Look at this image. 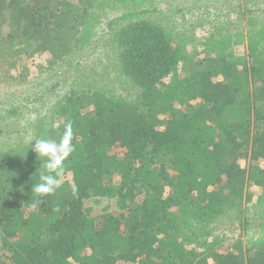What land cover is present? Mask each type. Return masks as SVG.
<instances>
[{
	"label": "trees",
	"instance_id": "16d2710c",
	"mask_svg": "<svg viewBox=\"0 0 264 264\" xmlns=\"http://www.w3.org/2000/svg\"><path fill=\"white\" fill-rule=\"evenodd\" d=\"M134 1L0 0V71L23 76L47 53L68 74L59 93L40 83L49 93L0 106L13 132L23 124L30 134L0 150V264H264V240L246 247L243 232L221 226L248 227L249 184L264 195V9L233 2L238 23L216 24L213 0L212 27L199 39L166 30L149 16L155 8L133 10ZM113 6L125 11L98 41L116 49L113 66L138 96L110 87L97 58L82 57L98 47L95 11ZM69 122L75 151L62 187L33 207L32 185L46 170L30 143L59 140ZM97 196L128 204L98 219L85 206Z\"/></svg>",
	"mask_w": 264,
	"mask_h": 264
},
{
	"label": "rangeland",
	"instance_id": "374dc122",
	"mask_svg": "<svg viewBox=\"0 0 264 264\" xmlns=\"http://www.w3.org/2000/svg\"><path fill=\"white\" fill-rule=\"evenodd\" d=\"M195 1H198L195 3ZM231 2L232 5L227 6V4L222 5L221 2ZM240 3L242 12L245 8H256V9H264V0H218V5L220 6L219 18L213 21L216 24L217 21H225L228 18L235 20V23L241 18L242 13H239L238 8H234L233 11H230L234 5V3ZM118 3V2H115ZM209 3V4H208ZM213 0H135L131 2V7L134 10H141L143 7L155 8L154 11H150L149 16L153 20H157L158 23L165 24V29L168 31H172L174 29H180L185 27L188 31L186 34L192 35L195 34V37L201 39L208 31L207 28L210 26V18L211 14H215L217 11L213 7ZM152 4V5H151ZM210 11L208 15H206L202 8H207L209 5ZM114 5V4H113ZM148 5V6H147ZM130 6V5H129ZM193 6L192 8H190ZM109 8V7H108ZM106 8L98 9L97 14H102L99 18V24L95 26V41L98 43V47H95L96 42H94L93 47L88 49V51H84L82 57L85 58H97L95 61H99L98 63V72L103 77L104 73L109 79H106V82H110L111 86L114 87L119 93H122L125 96H138L140 93L137 89L131 85L129 81H127L124 77L119 76V72L116 66H113L115 51L109 44H103L100 46L101 33L103 31L104 24L109 20L108 18H113L116 16H120L122 12H124V8L119 9L117 6H113L109 8L108 11L103 10ZM236 10V11H235ZM9 12L5 11V16L3 17L4 26L5 24L9 26L10 16ZM203 13V19L199 21V17ZM147 14V15H148ZM264 14V12H263ZM262 17L264 18V15ZM145 15V16H147ZM244 23V24H243ZM245 26V21L242 22ZM243 27V26H242ZM6 28V27H5ZM7 28L5 29L4 37L7 36ZM191 48V46H190ZM47 53L41 54L39 56H35L31 59L29 64L30 68L27 70L28 74L23 76H18V74L23 71L17 69H10L9 71H0V106H12L15 104H19L20 99L22 97L28 96L34 92L36 95L34 97H39L42 94L49 93L48 91H43L39 84L43 83L49 84L51 86H55V90H58L57 93L63 91V87H58V81L60 79H64L68 77V74L65 69L62 67L59 71H56L58 66H51L52 64L49 62ZM56 69H55V68ZM58 73L57 77H52L51 73ZM139 89V88H138ZM56 92V91H55ZM57 95V94H56ZM53 96H55L53 94ZM43 98H45L43 96ZM22 123L25 124L24 121ZM17 126L14 122H6L1 120L0 118V150H7L10 142L13 139H21L26 140L29 138L28 128H24L23 124H19L18 128L20 133L13 132V129ZM247 192L244 197L245 207L247 211H250L249 218L250 223L247 228L241 227L239 230L236 225H231L227 222L223 223L222 229L227 231L235 232H243V241L246 247H251L255 245L258 241L264 240V195L260 191L259 186L251 183L247 187ZM140 199V198H139ZM121 198L116 196H100V197H91L86 199L85 206L89 210V213L96 218H102L103 216L109 214H116L123 212L126 208V205ZM1 247V241H0ZM0 254L5 258L7 255L5 251L0 249ZM10 264L11 261L7 259Z\"/></svg>",
	"mask_w": 264,
	"mask_h": 264
},
{
	"label": "clouds",
	"instance_id": "9594fccd",
	"mask_svg": "<svg viewBox=\"0 0 264 264\" xmlns=\"http://www.w3.org/2000/svg\"><path fill=\"white\" fill-rule=\"evenodd\" d=\"M31 119L36 121V114H33ZM33 141H35L34 144H32ZM30 145L40 162V167L46 170L45 174L39 176V181L32 185L31 193L36 197V204H33L35 207L42 203L45 197L54 195L62 187L66 161L75 151L71 122L65 125L59 140L45 137L33 138ZM72 192L73 194L77 192L75 185L72 186Z\"/></svg>",
	"mask_w": 264,
	"mask_h": 264
}]
</instances>
